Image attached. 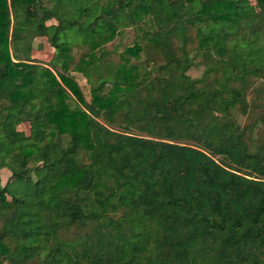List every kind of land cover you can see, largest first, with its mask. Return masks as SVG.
<instances>
[{
    "label": "trees",
    "instance_id": "1",
    "mask_svg": "<svg viewBox=\"0 0 264 264\" xmlns=\"http://www.w3.org/2000/svg\"><path fill=\"white\" fill-rule=\"evenodd\" d=\"M1 169L0 264H264V0H0Z\"/></svg>",
    "mask_w": 264,
    "mask_h": 264
},
{
    "label": "rangeland",
    "instance_id": "2",
    "mask_svg": "<svg viewBox=\"0 0 264 264\" xmlns=\"http://www.w3.org/2000/svg\"><path fill=\"white\" fill-rule=\"evenodd\" d=\"M49 22H53V21L50 20L48 21V23ZM151 30H152V25L150 23H145V24L139 23L138 25L135 26H127L122 30L121 34L116 35L113 40L105 43L104 46L106 48L115 50L113 56L114 59L115 58L118 59V54L120 51L124 49V47L131 45L134 42H139L141 45H144L146 41V36ZM34 43L35 45H37L38 43L43 44V41L42 40L35 41ZM83 51H85V48L75 47L73 49V54L75 58L78 59L81 53H84ZM31 53H32V57L36 59L37 62H47L52 54V52H50V49L46 48L45 46L43 47V45L35 46ZM141 53H142L141 56L143 57L144 53L143 52ZM202 68H203L202 63L198 61V59H196L195 63L188 70V73L192 77H198L201 74ZM69 74L72 75V77L79 84L85 100L89 101L91 97V87L90 84L85 79V77L80 72L74 70H70ZM237 117L240 120V117L238 115ZM22 129L26 133H29L30 131L29 123L23 124ZM62 139L64 143L67 144L68 142L67 135H62ZM0 174H1V180L2 182H4L7 179V177H9L10 172L6 171L5 169H1Z\"/></svg>",
    "mask_w": 264,
    "mask_h": 264
}]
</instances>
